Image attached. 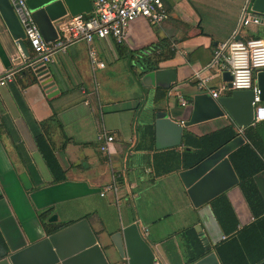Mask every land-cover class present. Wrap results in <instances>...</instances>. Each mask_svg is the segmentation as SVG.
<instances>
[{
	"label": "crops",
	"instance_id": "1",
	"mask_svg": "<svg viewBox=\"0 0 264 264\" xmlns=\"http://www.w3.org/2000/svg\"><path fill=\"white\" fill-rule=\"evenodd\" d=\"M95 1L68 0L73 13L65 6L66 15L55 23L57 32L59 24L72 17L95 16ZM164 3L169 18L161 25L137 20L128 28L122 45L106 38L96 39L91 46L80 41L54 51L49 67L60 76L58 94H48L39 76L36 82L20 72L12 74V81L5 86L0 85V237L8 254L45 238V214L47 224L66 227L87 219L103 247L122 228L138 224L155 250V264H187L190 249L186 231L194 228L204 257L209 254L206 247H210V253L222 264L216 247L226 236L211 203L201 208L193 205L180 177L185 169L179 162L187 149L186 133L203 137L234 125L238 136L245 137L246 128L238 127L230 117L198 123L184 128L181 145L171 147L175 137L167 131L159 136L155 120L145 112L154 106L167 111L179 124L188 121L194 96L209 93L200 89L203 81L214 90L228 87L224 72L213 66L214 50L233 38L264 40V18L254 12V0ZM246 10L260 18L261 24L242 27ZM154 48L161 58L158 70L176 73L170 89L154 86L155 70L148 64ZM92 50L104 68L92 63ZM34 57L29 44L28 55L22 51L0 14L2 81ZM142 63L149 67L145 77L139 70ZM12 82L41 125L64 180H56L40 153L12 94ZM230 93L222 91L220 97ZM249 127L257 128L264 140V122ZM104 133L115 138L107 152L100 150L99 138ZM23 173L29 175L31 189L24 187L20 179ZM263 173L255 178L261 194L264 189L259 178ZM114 183L117 194L107 192L102 197L106 187ZM226 194L239 228L252 224L254 216L240 187ZM50 218L55 219L49 222Z\"/></svg>",
	"mask_w": 264,
	"mask_h": 264
},
{
	"label": "water",
	"instance_id": "2",
	"mask_svg": "<svg viewBox=\"0 0 264 264\" xmlns=\"http://www.w3.org/2000/svg\"><path fill=\"white\" fill-rule=\"evenodd\" d=\"M27 4L33 12L44 40L47 42L57 41L59 36L55 23L66 15L65 6H69L70 12L73 13L68 0H27ZM253 10L264 18V0H254ZM0 14L13 39L28 55V43L24 28L9 0H0ZM137 20L146 19L139 18ZM146 68L149 67L145 63L140 64L139 70L143 77L146 75ZM19 72L24 76H30L32 81L36 82L37 76H39L48 94L59 93L60 76L51 70L49 65L41 62L40 58H33L12 73ZM153 74L154 86L157 87L165 86L170 89L169 87L175 81L176 73L173 70L160 69L155 70ZM223 77L231 89V73L224 72ZM257 80L262 91L261 99L264 101V71L258 75ZM253 101V92L245 90L231 91L230 94H224L218 99H214L210 93L196 94L192 103V115L188 121H184L182 124L174 121L167 111L156 109L154 106L147 108L145 114L155 120L159 136L167 131L175 137L176 141L171 146L174 147L181 145L184 128L198 123L230 117L238 127H249L254 118ZM246 142L244 136H238L195 167L181 172L180 177L196 208L211 203L220 195L239 186L240 180L229 157ZM20 179L26 189L32 188V182L27 173L21 174ZM259 185L261 190L264 189V173L259 178ZM54 219L50 218L49 222H53ZM197 230L200 231L201 228H197ZM110 241L109 245L103 247L94 234L89 221L82 219L57 232L47 234L45 238L31 246L8 254L6 258L0 260V264H155V250L140 225L131 224L122 228L110 236ZM206 249L209 254L194 264H220L216 255L210 253V247H206ZM112 255L114 261H110ZM260 264H264V261Z\"/></svg>",
	"mask_w": 264,
	"mask_h": 264
},
{
	"label": "built area",
	"instance_id": "3",
	"mask_svg": "<svg viewBox=\"0 0 264 264\" xmlns=\"http://www.w3.org/2000/svg\"><path fill=\"white\" fill-rule=\"evenodd\" d=\"M165 0H96L93 17L76 16L67 22L59 24V37L55 42L44 40L36 23L33 12L30 10L27 0H9L26 34V40L34 53V58H40L41 62L49 65L53 62L52 54L64 50L76 42H86L91 46L96 39L103 40L113 38L122 45L126 39L127 30L132 22L144 18L154 25L163 24L169 13ZM261 24V19L251 15L247 10L242 16L240 25ZM92 63L104 68V63H98L96 54L90 51ZM150 55V51L145 52ZM213 66L221 72H229L232 75V88L224 86L222 90L211 89L207 80L200 84V89L208 91L214 99H218L222 91L245 90L254 94V118L252 125L264 122V106L261 99L262 91L258 86V75L264 71V40L253 38L247 40H232L220 44L214 50ZM14 74V73H12ZM12 74L5 80L0 79V85L5 86L12 81ZM186 106V102H182ZM243 133V129L240 130ZM114 136L104 133L100 136V150L107 152L110 144L114 142ZM107 192L117 194L116 184H110L101 193L105 197Z\"/></svg>",
	"mask_w": 264,
	"mask_h": 264
},
{
	"label": "trees",
	"instance_id": "4",
	"mask_svg": "<svg viewBox=\"0 0 264 264\" xmlns=\"http://www.w3.org/2000/svg\"><path fill=\"white\" fill-rule=\"evenodd\" d=\"M256 38L261 39L259 37ZM151 50L154 55L150 58L152 60L148 61V64H150L152 69L158 70L161 58L157 56L159 53H156L155 48ZM20 75L22 74L20 73ZM10 88L20 113L48 167L56 180H64L65 175L48 139L41 130V125L33 117L17 85L12 82ZM238 135L234 125H229L203 137H196L191 133H186L184 135V143L187 149L183 153L179 167L182 166L185 170L195 167L224 145L234 140ZM244 135L248 143L236 150L229 158L240 180L239 187L253 213L254 222L239 228L238 216L226 193L211 202L213 213L226 236V239L216 247L222 264H260L264 261V198L255 181L257 175L264 172V140L255 127L246 128ZM45 216L44 214L42 219L47 234L57 232L66 227L47 224ZM186 236L190 249L187 264H194L204 257V247L198 237L199 234L194 228L188 229ZM7 255L8 251L0 237V260L6 258Z\"/></svg>",
	"mask_w": 264,
	"mask_h": 264
}]
</instances>
